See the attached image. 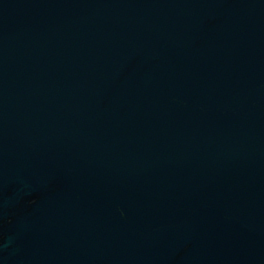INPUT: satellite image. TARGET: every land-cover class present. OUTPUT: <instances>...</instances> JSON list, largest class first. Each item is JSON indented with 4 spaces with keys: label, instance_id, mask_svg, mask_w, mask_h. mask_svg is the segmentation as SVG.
<instances>
[{
    "label": "water",
    "instance_id": "obj_1",
    "mask_svg": "<svg viewBox=\"0 0 264 264\" xmlns=\"http://www.w3.org/2000/svg\"><path fill=\"white\" fill-rule=\"evenodd\" d=\"M0 264H264V0H0Z\"/></svg>",
    "mask_w": 264,
    "mask_h": 264
}]
</instances>
